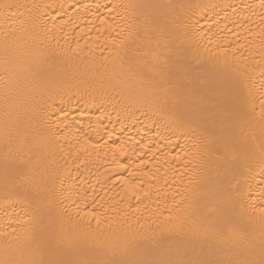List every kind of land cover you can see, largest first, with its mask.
Here are the masks:
<instances>
[{"label":"bare ground","instance_id":"1","mask_svg":"<svg viewBox=\"0 0 264 264\" xmlns=\"http://www.w3.org/2000/svg\"><path fill=\"white\" fill-rule=\"evenodd\" d=\"M259 4L0 0V261L259 264Z\"/></svg>","mask_w":264,"mask_h":264},{"label":"snow or ice","instance_id":"2","mask_svg":"<svg viewBox=\"0 0 264 264\" xmlns=\"http://www.w3.org/2000/svg\"><path fill=\"white\" fill-rule=\"evenodd\" d=\"M5 7L7 8L8 6H5ZM259 7L264 9V0H260ZM259 16L261 19V25H264V12L259 13ZM101 23H104V21H101ZM259 36L261 39V45H262V47H264V27H261V29L259 31ZM225 42L226 43L228 42L227 38H225ZM242 46L243 45H241V47ZM261 105H262V108H264V99H262ZM262 211H264V210H262ZM262 247H264V241H262ZM0 264H20V262H13V261L5 260V261H0ZM24 264H59V262L46 261L44 259H39V260H34V261H27V262H24ZM155 264H173V262L160 261V262H155ZM190 264H191V262H190ZM218 264H232V262L231 261H226V262L220 261V262H218ZM241 264H253V262L244 261V262H241ZM259 264H264V259H261L259 261Z\"/></svg>","mask_w":264,"mask_h":264}]
</instances>
